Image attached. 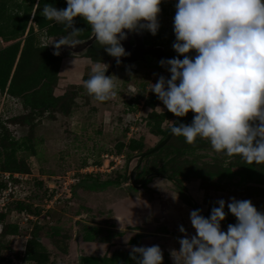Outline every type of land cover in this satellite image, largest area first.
<instances>
[{
	"label": "rangeland",
	"instance_id": "obj_1",
	"mask_svg": "<svg viewBox=\"0 0 264 264\" xmlns=\"http://www.w3.org/2000/svg\"><path fill=\"white\" fill-rule=\"evenodd\" d=\"M37 3V0L33 3L32 0H0V27L5 17H20L29 6L33 9L32 15ZM174 14L175 7L161 10L158 16L159 30L148 40L163 47L169 55L175 53L172 48L175 40L172 30ZM81 25L83 27L84 23ZM77 26L76 17L74 27L78 29ZM85 26L88 30L80 28L83 31L80 41L92 34L90 26L87 23ZM29 29H32V34H29ZM25 33L30 35L33 47L44 46L51 54L54 53L51 45L54 38L48 36L45 30H40L33 20L29 19ZM101 47L103 50L104 47L95 40L79 54L68 50L61 52L63 47L59 50L57 56L61 58H76L72 66H65L61 61V74L53 90L55 97L65 95L61 103H67L69 115L61 113L63 106L59 104L48 112L35 113V110L22 109L20 100L0 95V137L5 130L15 139L28 137L36 153L32 156L25 151L16 152V159L29 166V174L26 179H18L10 189L7 188L6 194H0V208L5 213L4 220L0 221V264H77L75 239L81 238H99L104 242L95 246L101 250V256L98 260L90 261L93 264H136L130 256L123 255H116L117 260L113 259L111 263L118 250L130 252L132 247L129 244L130 247L125 248V240L112 237L113 233L108 230L113 227L118 232L132 227V231H128L133 235L129 238L130 243L144 236L143 244L137 240L141 246L156 245L159 244L158 240H165L168 248L162 251L163 264H173L170 252L179 251L180 245H169L172 240L178 242L183 237L181 232H176L177 227H185L187 222L183 219L189 217L191 210L200 209L201 214L208 217L211 209L218 206L217 201L223 199L226 216L221 228L224 231L229 224L236 222L227 209L230 198L250 200L258 211L264 212V164H246L239 157L228 158L217 154L206 140L197 139L194 144H187L183 137L172 135L162 148L144 156L140 162L136 154L130 159L125 158V146L130 139L141 141L143 151H147L161 141L160 136L152 133L150 128L166 129L171 127L172 121L180 118L172 114L170 119L160 120L154 116L164 113L166 108L149 91L150 83H155L161 75L170 78L166 68L149 57L113 68L115 58L105 50L100 51ZM91 50L98 55L89 60L86 56ZM97 61L109 65L105 75L119 79L116 80L117 96L105 102L95 101L83 86V81L90 76L91 68ZM76 63H82L81 70H77ZM191 113L181 118H187ZM15 116L28 117L30 126L21 123L22 118L15 123L8 120ZM120 144L124 147L117 153ZM2 159L0 156V177L3 178ZM172 171H179L174 178L180 180L178 183L182 194L187 199L173 182L158 176H170ZM84 175H90L98 182L114 183L93 192L81 187L74 188L76 181H81ZM123 177L127 180H121ZM154 182H161L169 188L155 185ZM149 190H156L154 193L157 196H151ZM146 198H150V203L154 205L149 212L148 207L144 208ZM11 201L32 204L40 210V216L41 211L47 210L40 217L41 225L36 224V231L33 222L24 219L25 214L23 217L15 210L17 208L14 209L16 203H9L8 206L13 209L7 208V203ZM120 211L124 219L131 220L130 223L124 224L118 219ZM34 231L42 239L46 252L35 260L26 261V242ZM187 234L189 237L195 234L192 226Z\"/></svg>",
	"mask_w": 264,
	"mask_h": 264
},
{
	"label": "clouds",
	"instance_id": "obj_2",
	"mask_svg": "<svg viewBox=\"0 0 264 264\" xmlns=\"http://www.w3.org/2000/svg\"><path fill=\"white\" fill-rule=\"evenodd\" d=\"M161 3L66 0L63 9L45 3L40 14L66 31L51 44L54 55L64 46L81 43L83 31L74 27L80 17L119 65L121 57L129 55L122 45L128 34H157ZM172 30L177 55L159 61L170 78L159 76L149 91L175 117L192 112L193 118L190 124L172 121L170 134L183 137L187 144L206 140L217 154L239 157L246 164H264V0H176ZM108 67L95 62L83 81L97 102L118 94L119 79L105 75ZM217 205L208 217L200 209L190 211L195 234L189 237L179 227L184 236L178 240L179 251L170 252L173 264H264V212L250 200L230 198L227 209L236 222L224 231L225 201L220 199ZM129 255L136 264H163L158 245L132 246Z\"/></svg>",
	"mask_w": 264,
	"mask_h": 264
},
{
	"label": "trees",
	"instance_id": "obj_3",
	"mask_svg": "<svg viewBox=\"0 0 264 264\" xmlns=\"http://www.w3.org/2000/svg\"><path fill=\"white\" fill-rule=\"evenodd\" d=\"M33 2L34 0H32V3ZM37 2V7L35 11H33L32 15L30 14L33 9L31 6H29L25 9V14L21 15L20 17H5V19L2 20L3 24L0 27V36L8 34L13 39L22 38L25 35L26 25L31 16H33V22L37 25V27L40 30H45V33L48 36L53 37L54 40L57 39V37L65 35L66 31L64 27L62 25L56 24L54 21L46 20L39 13V9H42L45 3L51 4L57 9H63L66 7V0H37ZM175 3L176 0H162L160 8L161 10H163L167 7H175ZM77 22L78 29L82 28L85 31L86 29L88 30V28L85 26L86 22L82 18L77 17ZM81 23H84L83 27ZM143 32L145 33L146 43L154 44L153 42H148L149 36L151 34L147 31ZM29 34H32V29H29ZM29 34H26V36L23 38V45L21 50V42L20 40H17L11 46L0 51V92H6L8 95L18 98L21 102L22 109L35 110V113H38L39 111L48 112L50 108H54L57 104H59L60 106H63V110L61 111V113L69 115L67 103H61L64 100L65 95L59 97H55L53 95L54 87L56 86V82L58 81V73L61 69L62 58L57 55L51 54L47 47L40 45L39 47H33L34 45L31 42L32 40H29ZM87 38L89 37H84L81 40ZM101 49L102 47L100 48V51L104 50V48L103 50ZM97 50L98 48L96 49V51ZM94 51L95 50L88 51L90 53H88L86 57L89 60L90 58H94L98 55V53L96 51L95 53ZM174 55L177 54L174 53ZM154 116L157 119L164 120L170 119L172 113L168 112L166 109L164 113L159 115L155 114ZM192 116L193 113H191L189 117ZM21 118V123L30 126V120L28 117L25 116L10 117V119L8 120H12L15 123ZM182 123L187 124L189 122ZM1 125L2 121L0 122V128ZM150 129L152 133L157 136H160V140H162L169 132L170 127L166 129H160V127L152 129L151 127ZM29 142L30 139L28 137L15 139L10 134H8L6 130L3 135L1 134L0 149L2 151L0 150V156H2L3 158L1 161V171H3V175L5 173H8L9 179L5 180L4 178L0 177V194L2 191L6 190L9 187V183L11 184V187L13 184L18 182V179H20L13 178V174H18L19 176H28L29 166L27 164H24L23 161L16 159V152L25 151L29 153V155L35 156V150L33 146L29 144ZM123 147L124 146L120 144L117 147V153H119ZM125 148L127 149L125 153L126 159H130L131 157H133V154H136L135 156L139 157L140 154L144 152L142 142L135 139H130ZM26 167H28V169H26ZM178 172L179 171H172L170 176H165L162 174H158V176L164 177L173 182L180 194L183 195V190L178 183L180 180H175L174 178L178 174ZM80 180L81 181H76L77 183L75 184L74 188L81 187L92 192L97 191L98 189H101L103 187H109L114 183V181L98 182L96 179H93L90 175H84ZM121 180L125 181L127 180V178L123 177ZM117 182L118 181H116V183ZM117 184H119V182ZM184 197L185 199H187L186 196ZM11 202L7 203V208L9 210L13 208H10L8 205L16 203V207H14V209L17 208L15 210L19 211L20 213L24 212L26 214L37 216L40 212L39 209L33 207L32 204L28 202ZM3 220L4 214H0V221ZM9 226H11V228L13 229L16 228V226L13 225ZM33 228L35 231L38 229L36 224L33 225ZM35 231L32 234L31 238L26 242L24 250V260L26 261L35 260L36 257L42 256L46 252V246L43 245L44 243L42 239L35 234ZM1 232L2 229L0 233Z\"/></svg>",
	"mask_w": 264,
	"mask_h": 264
},
{
	"label": "crops",
	"instance_id": "obj_4",
	"mask_svg": "<svg viewBox=\"0 0 264 264\" xmlns=\"http://www.w3.org/2000/svg\"><path fill=\"white\" fill-rule=\"evenodd\" d=\"M26 34V33H25ZM25 37V35L23 36V38ZM22 38V39H23ZM4 39H10L11 40V43L13 44L14 42H16L17 40H20V39H13L10 35H8V34H4L3 36H0V51L1 50H3V49H5V48H7V47H9V46H4L3 44H2V42H3V40ZM11 44V45H12ZM10 45V46H11ZM80 57H83V56H80ZM76 58H69V57H67V58H62V62H63V64L65 65V66H72V65H74L75 63V60ZM81 59H83V58H81ZM80 60V59H79ZM85 60V59H84ZM78 62V61H77ZM81 62H83V61H81ZM86 64V62L84 61V66H86L85 65ZM76 65H77V70H81L82 69V63H76ZM71 68H73V67H71ZM59 74H61V72L59 71V73H58V75ZM0 95L2 96V97H5V98H10V99H15V100H19L18 98H15V97H12V96H10V95H8L6 92H0ZM17 107V106H16ZM162 178H164V177H162ZM164 179H166V178H164ZM168 180V179H167ZM170 181V180H169ZM154 184L155 185H164V184H161V182H158V183H155L154 182ZM164 187L165 188H169V186L168 187H166L165 185H164ZM156 191V190H155ZM154 190H149V193L150 194H152L151 196H157V193H154L155 192ZM148 193V194H149ZM159 194H160V192H159ZM146 196H144V198H145ZM147 200H145L143 203L145 204V209H146V207H148L149 209H148V211L147 212H149V210H151V209H153V207H154V205H153V203L151 204L150 203V201H151V199L149 198H146ZM123 211V210H122ZM122 211H120L119 212V214H118V219L119 220H121V222H124V224H126L127 222H129L130 223V219H124L123 218V216H122ZM184 217V216H183ZM117 218V217H116ZM144 219V218H143ZM143 219L141 220V222H143ZM179 220V219H178ZM184 221H186L187 222V224L185 225V227H184V229H185V232L186 233H188L190 230H191V223H190V219H189V217L186 219L185 217H184V219H183ZM180 221V220H179ZM129 226H130V224H129ZM171 226L173 227V226H175V224H171ZM114 228V227H113ZM109 229L108 231H111L112 233H113V238H121V239H123V240H125V244H126V247L125 248H128V247H130V245L129 244H132L131 246H141V243H138L137 242V240H139V241H141L142 242V244H143V240L145 239V237L144 236H139V239H134L131 243H130V240H129V238L131 237V236H133L132 235V233H130V232H128V231H132L131 230V228L132 227H125V229L127 230V231H122V232H118V230H114V229ZM188 230V231H187ZM105 231H107V229L105 230ZM161 231L162 230H160L159 231V233H161ZM174 232V231H173ZM176 232H180L179 231V227H177V231ZM175 233V232H174ZM183 234V236H184V233H182ZM161 238H163V237H161ZM77 240V242H75L76 244H75V247H79V250H80V253H79V257L77 256V264H88V263H92V262H90V261H94V260H98L99 258H100V254H101V250L98 248V247H95L97 244H103L104 242H102V241H100L99 240V238H97V239H89V238H85V240L83 239V238H81L80 240L79 239H76ZM159 242V244H156V245H158L160 248H161V250L163 251V249H167L168 248V244H164V241L165 240H158ZM134 243H136V244H134ZM167 243H168V241H167ZM172 244L175 246V245H179V243L177 242V241H174V240H172V242H171V244L169 245V247L170 246H172ZM173 246V247H174ZM99 250H98V249ZM97 249V250H96ZM129 253L130 252H123V251H117L116 253H115V255H113L114 256V258H111V263L113 262V259H116L117 260V256L116 255H123V256H130L129 255ZM107 261H105L104 263H106ZM93 264V263H92Z\"/></svg>",
	"mask_w": 264,
	"mask_h": 264
},
{
	"label": "water",
	"instance_id": "obj_5",
	"mask_svg": "<svg viewBox=\"0 0 264 264\" xmlns=\"http://www.w3.org/2000/svg\"><path fill=\"white\" fill-rule=\"evenodd\" d=\"M95 40H96L95 37L93 36V34H91L89 38L81 41L80 44H77L74 47H69V46L63 47V50L61 52H63L64 50H68L69 52L75 53V54L82 53ZM122 45L125 48L126 52L129 53V55H127L125 57H121V63L119 65L124 64V63H133L136 61H141L147 56L154 59L157 63H159V61L162 59L167 60V59H170V58H173L176 56V55H169L163 49V47H161L159 45L147 44L145 42V33L143 31H141L139 33L133 32V33L128 34L127 39L122 41ZM180 58L182 59V57H180ZM119 65L116 63V60H115L113 63V68H115ZM192 118H193V116L187 117V118H181V119L177 120L176 122L177 123L192 122ZM171 136L172 135L170 134V129H169V132L166 134V136L157 145H155L153 148H151L147 151H144L140 154L138 162H140L144 156L152 154V153L158 151L160 148H162L169 141ZM193 206H195V205H193ZM75 242H77L76 239H75ZM76 253H77V256L79 257V247L78 246L76 248Z\"/></svg>",
	"mask_w": 264,
	"mask_h": 264
},
{
	"label": "built area",
	"instance_id": "obj_6",
	"mask_svg": "<svg viewBox=\"0 0 264 264\" xmlns=\"http://www.w3.org/2000/svg\"><path fill=\"white\" fill-rule=\"evenodd\" d=\"M30 20H32V17L30 18ZM2 44L4 45V46H10L12 43H11V40L10 39H4L3 40V42H2ZM85 170H86V168H84ZM3 178L5 179V180H7V179H9V174L8 173H5L4 175H3ZM13 178H20V179H26V176H19L18 174H13ZM10 183L8 184V188L10 189ZM9 189H6V190H4V191H2L1 193L2 194H6L7 192H8V190ZM4 206V205H3ZM1 212H3L2 210H1V208H0V213ZM46 212H47V210L46 211H41V216H44L45 214H46ZM12 214H14L13 212H12ZM22 214V216L24 217V214H25V218L24 219H26L27 221H29V220H31L32 222H33V224H38V225H40V223H41V221H40V215H33V216H31V215H29V214H26V213H24V212H22L21 213ZM34 217V218H33ZM46 218V217H45ZM25 220V221H26ZM33 226V225H32ZM30 230H31V228H30Z\"/></svg>",
	"mask_w": 264,
	"mask_h": 264
},
{
	"label": "flooded vegetation",
	"instance_id": "obj_7",
	"mask_svg": "<svg viewBox=\"0 0 264 264\" xmlns=\"http://www.w3.org/2000/svg\"><path fill=\"white\" fill-rule=\"evenodd\" d=\"M90 37V36H89ZM147 44H150V43H147ZM65 47V46H64ZM63 49V48H62Z\"/></svg>",
	"mask_w": 264,
	"mask_h": 264
}]
</instances>
